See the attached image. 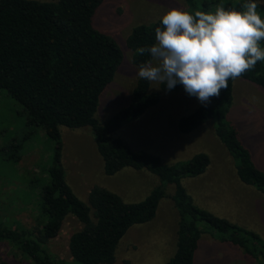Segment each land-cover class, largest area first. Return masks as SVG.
<instances>
[{"label":"trees","instance_id":"obj_1","mask_svg":"<svg viewBox=\"0 0 264 264\" xmlns=\"http://www.w3.org/2000/svg\"><path fill=\"white\" fill-rule=\"evenodd\" d=\"M187 8L215 13L217 6L228 8L232 0H186ZM103 0H0V94L5 93L20 106L16 112L24 117L26 133L15 143L0 148V175L8 181L6 169L19 161L25 142L42 129L51 145L50 157L42 169L44 177L36 179L39 189L16 191L18 198L32 203L33 224L0 217V242H7L24 253L35 264H112L116 248L127 230L154 218L159 201L167 196L165 184H173L169 197L177 213L175 251L163 264H194V253L201 235L209 232L214 238L240 247L264 264V240L238 223L196 206L182 179L205 172L210 158L198 152L189 159L165 164L158 155L144 149H133L121 137H114L125 122L138 118L159 101L149 90L150 82L137 77L130 103L109 120L95 117L100 94L111 82L123 58L117 42L93 25L94 14ZM246 3L248 0H241ZM163 28L161 18L152 24H137L126 38L131 60L138 68L151 56L140 55L137 49L150 47L155 29ZM264 88V61L241 77ZM233 80L219 97L207 106L200 104L193 112L180 116L177 128L189 133L208 120L214 121V132L235 162L239 180L264 194V171L256 165L249 149L243 145L235 128L226 120L232 104ZM177 84L166 92L178 91ZM88 126L95 136L97 151L103 160L106 175L123 168L145 170L155 175L160 184L138 201H127L114 191L94 185L82 201L65 178L62 164L61 127ZM4 177V178H5ZM25 183V182H24ZM37 183V184H38ZM67 215L81 223L68 241V259L49 254L48 245L61 231ZM207 229L211 231H207ZM121 264H129L128 259Z\"/></svg>","mask_w":264,"mask_h":264},{"label":"rangeland","instance_id":"obj_2","mask_svg":"<svg viewBox=\"0 0 264 264\" xmlns=\"http://www.w3.org/2000/svg\"><path fill=\"white\" fill-rule=\"evenodd\" d=\"M257 3L261 19H264V0H257ZM242 4L241 0H232V5L227 9L240 10ZM188 5L186 0H103L99 5L93 25L113 38L123 53L113 79L99 96L95 113L99 121L109 120L131 101L139 70L132 63V52L126 46V38L132 28L137 24H152L168 10L187 9ZM260 47L264 49V40L260 41ZM149 90L158 94V103L147 108L138 118L125 122L113 136L121 137L133 149L141 148L158 155L165 164L187 160L198 152L206 153L210 163L205 172L182 179L193 202L200 208L222 214L257 232L264 240V194L239 180L233 158L215 135L214 121L208 120L189 133H182L177 128L179 117L193 112L201 104L198 99L189 96L183 85L178 91L166 92L160 88V83L150 82ZM232 98L226 120L235 128L256 165L264 171V88L236 78L233 80ZM19 108L4 92L0 94V148L15 143L19 134L27 131L24 117L16 112ZM61 138L65 178L73 192L84 202H87L88 192L94 185L114 191L127 201H138L160 184L155 175L145 170L123 168L114 175H106L95 136L88 126L61 127ZM49 149L51 145L46 141L44 131L38 129L37 134L25 142L13 170L10 167L6 169L7 175H14L12 181H6L7 177L0 175V217L3 220H17L25 227L34 223L32 203H28L27 197L18 198L16 191L28 188L26 178L27 182L31 179L30 186L39 189L36 179L45 175L42 169L48 163ZM164 186L167 196L159 201L154 218L127 230L117 245L116 259L112 264H121L124 259H128L129 264H163L172 256L177 216L169 194L173 192L174 185ZM80 227L77 218L67 215L60 233L47 247L49 254L68 259L69 238ZM195 262L259 264L240 247L222 242L209 232L203 233L198 242ZM0 264L35 263L15 246L0 242Z\"/></svg>","mask_w":264,"mask_h":264},{"label":"clouds","instance_id":"obj_3","mask_svg":"<svg viewBox=\"0 0 264 264\" xmlns=\"http://www.w3.org/2000/svg\"><path fill=\"white\" fill-rule=\"evenodd\" d=\"M163 28L155 29L156 43L141 47L151 59L139 66L137 75L165 84L168 90L183 85L189 96L207 106L228 88L229 79L241 77L264 61V19L257 0L236 8L217 6L214 14L173 8L162 17Z\"/></svg>","mask_w":264,"mask_h":264},{"label":"crops","instance_id":"obj_4","mask_svg":"<svg viewBox=\"0 0 264 264\" xmlns=\"http://www.w3.org/2000/svg\"><path fill=\"white\" fill-rule=\"evenodd\" d=\"M210 163V162H209ZM174 207V206H173ZM175 209V208H174ZM176 211V210H175ZM209 211H211V212H213V213H215L214 211H212V210H210L209 209ZM215 214H217V213H215ZM217 215H220V216H223L222 214H217ZM176 216H177V213H176ZM176 223H177V218H176ZM203 235V234H202ZM201 235V236H202ZM201 238V237H200ZM176 239V238H175ZM200 240V239H199ZM199 242V241H198ZM196 252V251H195ZM194 262H195V253H194ZM195 264H196V262H195Z\"/></svg>","mask_w":264,"mask_h":264}]
</instances>
